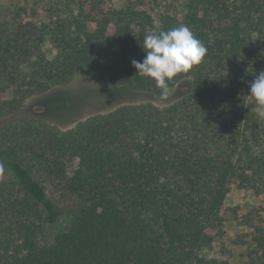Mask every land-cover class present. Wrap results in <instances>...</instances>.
<instances>
[{"label": "trees", "instance_id": "trees-1", "mask_svg": "<svg viewBox=\"0 0 264 264\" xmlns=\"http://www.w3.org/2000/svg\"><path fill=\"white\" fill-rule=\"evenodd\" d=\"M180 25L207 54L170 83L186 87L174 103L122 106L68 130L20 115L28 92L82 72L159 92L132 61L145 34ZM262 70L264 0L0 4V264H226L201 253L224 235L233 185L264 193V117L249 96ZM251 228L248 264H264V223Z\"/></svg>", "mask_w": 264, "mask_h": 264}, {"label": "rangeland", "instance_id": "rangeland-1", "mask_svg": "<svg viewBox=\"0 0 264 264\" xmlns=\"http://www.w3.org/2000/svg\"><path fill=\"white\" fill-rule=\"evenodd\" d=\"M17 0H0V4L11 5ZM45 50L49 58L57 51L47 43ZM185 88L170 90L166 101L159 99L158 91H137L118 83H107L89 73H79L74 80L65 86H54L44 94L30 91L27 93L21 116L43 119L49 124L68 130L89 117L108 114L122 106L153 104L166 107L177 101L185 92ZM11 99V95H8ZM5 119L0 120V127ZM77 160L68 164V171L73 175L77 169ZM50 198L58 200L52 187L48 186ZM59 207L64 208L63 203ZM225 225L224 235L210 249L202 251L206 258H216L226 264H248V253L254 246L251 226L264 223V193L257 195L253 190L240 189L233 185L222 211ZM64 217L55 227L67 223Z\"/></svg>", "mask_w": 264, "mask_h": 264}, {"label": "clouds", "instance_id": "clouds-1", "mask_svg": "<svg viewBox=\"0 0 264 264\" xmlns=\"http://www.w3.org/2000/svg\"><path fill=\"white\" fill-rule=\"evenodd\" d=\"M142 49L145 53L143 60H133L132 66L137 70L136 75L155 83L161 101L168 99L170 83L199 65L207 54L203 42L187 25L145 34ZM249 89L259 116L264 117V70L255 74Z\"/></svg>", "mask_w": 264, "mask_h": 264}]
</instances>
